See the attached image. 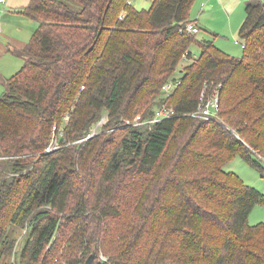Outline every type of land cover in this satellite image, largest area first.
<instances>
[{"label":"trees","instance_id":"trees-1","mask_svg":"<svg viewBox=\"0 0 264 264\" xmlns=\"http://www.w3.org/2000/svg\"><path fill=\"white\" fill-rule=\"evenodd\" d=\"M73 1L79 10L63 0H29L19 10L38 24L13 50L23 64L0 95V139L25 124L44 155L31 176L23 171L29 156L0 147V214L26 223V264L63 244L76 250L65 264H83L93 251L94 264H264V222L248 223L264 193L223 169L238 153L264 171V1L245 4L240 57L207 39L192 57L194 33L184 27L194 23V0H151L146 9L131 0ZM181 60L190 62L172 75ZM170 78L178 86L157 101ZM214 89L221 122L181 114ZM162 102L178 113L123 124ZM104 113L100 132L79 140ZM65 116L64 140L76 141L61 153L75 165L71 174L64 155L40 152ZM80 176L84 191L64 213Z\"/></svg>","mask_w":264,"mask_h":264},{"label":"rangeland","instance_id":"rangeland-1","mask_svg":"<svg viewBox=\"0 0 264 264\" xmlns=\"http://www.w3.org/2000/svg\"><path fill=\"white\" fill-rule=\"evenodd\" d=\"M63 1L74 10L80 9V5L73 0ZM131 1L134 7L145 9L149 6L148 4L150 0ZM245 1L246 0H194L189 11V18L195 20L200 29L194 34V40L189 45V49L193 56L198 54L200 50L198 41L203 39L212 41L216 46L231 56H242L243 42L240 39L238 32L240 24L245 17V4L249 2ZM8 3L9 0H6L5 3H0V95L5 89L3 83L6 78L14 74L23 64V59L20 56L16 55L13 51L9 52L6 50V41H10L14 44L21 39L27 40L29 36V28L32 26V22L26 17L21 19L15 17L7 19L4 17L3 12L12 9L8 6ZM14 46L17 47L16 45ZM188 62H190V60H181L172 75L179 76L178 70L188 64ZM102 116H106V113ZM128 119H131L130 115L123 120L124 125ZM67 121L68 120L65 116L57 126L54 125L51 128V137L40 152L49 154L56 151L55 154L59 157L64 155L65 158L60 159V161L65 163L66 171L71 174L75 169L74 163H72V160L68 161L69 155L67 153L61 155L66 146L75 147L76 145L74 144L76 141L70 139H67V141L64 140L63 131ZM97 125V127L93 126L94 130L92 132H100V124ZM25 127L26 125L22 124L19 126V131L17 133L14 132L15 134H9L7 137L0 139V147L3 152L17 150L19 153H25L17 155L18 158H25V155L29 156L25 158V161L29 163V166L23 171H26L24 173L30 171L29 174L34 176L35 168L37 167L38 169L44 164V155H39V148H33V146L39 141L35 139V135L24 134L25 131L29 130L25 129ZM76 148L78 147L76 146ZM36 153L38 155H36ZM223 169L225 171L234 172V174L238 175L245 184L264 193V171L259 167L250 165L242 156H240V154L234 153L223 165ZM11 173L12 172L10 171L5 172L3 177L12 178ZM73 182V192L68 197L69 202L64 213H68L72 203L76 202L77 193L80 190L84 191L83 177L80 176L79 178H76V180L74 179ZM124 185L125 184H122V187ZM9 215L10 212L7 211L1 212L0 214V232H2V236L0 237V250L3 249L0 256V264H26L25 259L21 257L20 252L24 246L25 240L28 238L29 230L26 223L22 227L8 223ZM258 222H264V204L254 205L248 215L249 224H255ZM119 223L120 221L116 220L113 222V225L117 226ZM91 227L93 229L95 228L92 224ZM99 235L103 234L99 231ZM4 239L7 241L5 245L1 242ZM65 248L66 250H64ZM70 248L69 245L63 244L56 256L50 257L43 253L38 261L31 264H65V257L68 256V254H71V252L76 253V250H70Z\"/></svg>","mask_w":264,"mask_h":264},{"label":"built area","instance_id":"built-area-1","mask_svg":"<svg viewBox=\"0 0 264 264\" xmlns=\"http://www.w3.org/2000/svg\"><path fill=\"white\" fill-rule=\"evenodd\" d=\"M6 0H0V3H5ZM185 30L190 33H197L199 31V28L193 23V22H187L185 24ZM242 47H244V44L242 43ZM186 52L182 54V58H185ZM179 80L178 79H168L166 80L160 89V96L157 101H163L167 96H169L173 90L178 86ZM220 105H219V99H218V92L214 89L211 94L205 96L203 91L200 93V96L198 98L196 107L194 110L187 112V113H181L186 115H191L194 117H197L202 120H216L217 122H221L218 117ZM178 112L173 108L172 106H167L165 102H162L161 104H158L157 106L152 107V114L150 117H145L140 113L135 114L131 119H128L125 123V125L130 126H141L143 124H151L156 121L170 118L174 115H176ZM68 117L66 116V119ZM107 121V116H102L101 119L94 125V127H97V124H100L99 128ZM93 127V128H94ZM91 129V131L82 139H86L96 133L92 132L94 129ZM78 140V141H79ZM1 158H5L4 156H0ZM101 258H104L101 256Z\"/></svg>","mask_w":264,"mask_h":264},{"label":"crops","instance_id":"crops-1","mask_svg":"<svg viewBox=\"0 0 264 264\" xmlns=\"http://www.w3.org/2000/svg\"><path fill=\"white\" fill-rule=\"evenodd\" d=\"M247 1H252V0H246L245 2H247ZM28 2H29V0H9L8 6L11 7L12 9H10V10H8L6 12L5 11L3 12V16L6 17L7 19H9L11 17H15L17 19H21L23 17H26L32 22V26L29 28V36H28L27 40L21 39L19 42H16L14 44H12L10 41H6L5 48L9 52L13 51L14 49H19L22 46H24L25 41L27 42L29 40V38L31 37L33 31L35 30V28H36V26L38 24L37 21H35V20L23 15L21 12H19V10L22 7H24ZM150 3H151V0L149 1L148 5H150ZM141 9H144V8H141ZM194 24L199 28V25H198V23L195 20H194ZM14 45H16L18 48L15 47ZM1 46H3V45H1ZM192 57H194V56L192 55Z\"/></svg>","mask_w":264,"mask_h":264},{"label":"water","instance_id":"water-1","mask_svg":"<svg viewBox=\"0 0 264 264\" xmlns=\"http://www.w3.org/2000/svg\"><path fill=\"white\" fill-rule=\"evenodd\" d=\"M95 252H91L86 259L84 260L83 264H94V260H95Z\"/></svg>","mask_w":264,"mask_h":264}]
</instances>
